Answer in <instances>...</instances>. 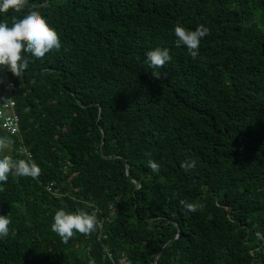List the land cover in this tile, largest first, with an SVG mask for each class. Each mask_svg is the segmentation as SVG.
Returning <instances> with one entry per match:
<instances>
[{
    "label": "trees",
    "instance_id": "1",
    "mask_svg": "<svg viewBox=\"0 0 264 264\" xmlns=\"http://www.w3.org/2000/svg\"><path fill=\"white\" fill-rule=\"evenodd\" d=\"M32 7L61 48L0 66L19 118L0 155L41 169L3 184L0 264H154L169 242L158 264H264V0H28L0 18ZM177 23L209 30L196 58ZM156 47L172 57L160 79ZM60 208L96 211L95 230L63 242Z\"/></svg>",
    "mask_w": 264,
    "mask_h": 264
},
{
    "label": "clouds",
    "instance_id": "2",
    "mask_svg": "<svg viewBox=\"0 0 264 264\" xmlns=\"http://www.w3.org/2000/svg\"><path fill=\"white\" fill-rule=\"evenodd\" d=\"M28 0H0V17L11 9L20 12L25 8ZM175 44L179 48L184 46L189 55L196 58L199 55L201 40L209 34V30L203 26L188 29L180 23L174 26ZM61 41L57 31L52 28L38 8L32 7L19 17L13 16L11 22L6 18H0V66L6 67L14 75H20L28 68L29 56L43 58L53 50L59 51ZM172 57L167 48L156 47L146 54L145 63L153 69V78L160 79L162 69ZM9 143L7 138H0V146ZM196 166L194 160H188L181 164L185 171ZM148 167L153 173L160 171V164L152 159L148 160ZM15 172L17 176L36 178L40 175V167L31 159L14 160L11 156L0 155V191L3 184L9 179V174ZM180 204L188 212H196L201 205L180 201ZM12 223L10 214L0 215V240L10 234L9 225ZM98 224L96 211L88 212L83 209L67 211L60 208L55 211L51 229L63 242L67 243L76 233L88 235L92 233ZM88 264H96L95 259H90Z\"/></svg>",
    "mask_w": 264,
    "mask_h": 264
},
{
    "label": "built area",
    "instance_id": "3",
    "mask_svg": "<svg viewBox=\"0 0 264 264\" xmlns=\"http://www.w3.org/2000/svg\"><path fill=\"white\" fill-rule=\"evenodd\" d=\"M2 82L0 81V92H1ZM10 87L9 85L4 87L2 94H0V123L3 130L11 135L17 133L19 118L14 113L13 109L15 107V101L6 96L9 93ZM52 185H50L47 189L51 191ZM109 257L111 255L109 254Z\"/></svg>",
    "mask_w": 264,
    "mask_h": 264
},
{
    "label": "water",
    "instance_id": "4",
    "mask_svg": "<svg viewBox=\"0 0 264 264\" xmlns=\"http://www.w3.org/2000/svg\"><path fill=\"white\" fill-rule=\"evenodd\" d=\"M100 116V115H99ZM103 143V141H102ZM101 148H102V144H101ZM127 174H128V170H127ZM135 182V181H134ZM170 243V242H169ZM167 243L156 255L155 259H154V264H158V258L160 257V255L162 254L163 250L166 248V246L169 244Z\"/></svg>",
    "mask_w": 264,
    "mask_h": 264
}]
</instances>
